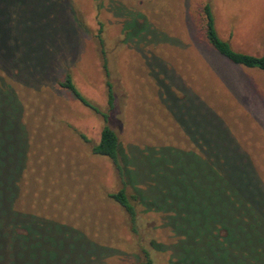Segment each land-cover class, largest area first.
<instances>
[{"label":"rangeland","instance_id":"obj_1","mask_svg":"<svg viewBox=\"0 0 264 264\" xmlns=\"http://www.w3.org/2000/svg\"><path fill=\"white\" fill-rule=\"evenodd\" d=\"M205 4L234 52L263 55L264 0H0V10L10 12L0 19L10 26L6 33L0 25V82L21 109L25 152L13 208L51 221L43 226L56 234L44 236L49 245L37 243L48 264H86L93 253L104 254L97 246L113 256L93 264H137L145 252L153 264H169L170 253L152 243L180 241L166 215L142 205L132 230L109 198L122 187L112 163L92 151L102 119L59 87L69 76L105 111L102 50L114 94L108 126L148 184L143 200L173 209L183 227L187 238L174 254L190 264H264V242L251 227L264 222V73L233 65L211 48ZM131 13L145 28L140 44L124 37ZM50 22L56 29L49 43L61 44L52 48L48 76L35 84L29 74L44 62L29 46ZM18 54L26 72L13 60ZM224 216L235 220L234 233L228 247L212 250L206 236ZM68 245L77 252L64 262L70 255L61 248Z\"/></svg>","mask_w":264,"mask_h":264},{"label":"trees","instance_id":"obj_2","mask_svg":"<svg viewBox=\"0 0 264 264\" xmlns=\"http://www.w3.org/2000/svg\"><path fill=\"white\" fill-rule=\"evenodd\" d=\"M1 9L3 10H0V19L4 17V15L10 19V12L7 13L5 11V7L1 6ZM202 13L205 20V38L207 43L217 54L228 60L233 65L240 66L245 69H255L264 73V51L263 55L260 57L234 52L227 42L219 38L214 27V18L211 7L208 4H205L202 9ZM53 16L55 15L53 14ZM126 18L125 27L123 28V33L125 34L124 37L126 38L125 40H135L138 44H140L141 41H146L145 36H141L142 32L144 33L145 31L142 24L137 22L132 13ZM49 21H46V23ZM51 22L49 23L48 28L40 30L37 38L31 39V45L29 46V48L33 50V55L44 62L39 73L29 74L27 72L32 76V81L35 84H41L42 80L48 76V69L50 68L48 62L52 59V56H50L52 54L51 52H53L52 48H54L55 51L59 48L57 47V43L61 44V39L54 45L55 47L53 46V43H49L51 34L56 29V25ZM0 25L6 33H9L8 28L10 26L8 22H3ZM35 27H37V25H35ZM63 29H65V27H63ZM33 32H36V35H38V31ZM65 32L64 37L66 36ZM44 34H47V36H44ZM40 36L43 37L42 42L40 40ZM99 40L100 45H103L102 39L99 38ZM44 42H46V45L41 50H37V47L40 45L43 46ZM18 57H20V54L16 56L13 55L14 62L18 68H21L24 72H26L27 70L24 65L19 66L20 63H18L19 65L17 64L16 60ZM7 60H9V58ZM7 60H5V62L10 64V60L8 62ZM102 69L106 78L105 86L107 108L105 111L86 99L75 87L69 76H67L63 82L59 83V87L68 91L76 101H78L83 107L98 115L104 123L99 141L93 147L92 151L95 155L105 157L110 160L121 182V189L116 193L110 194L109 198L116 202L125 211L134 232L137 226V205L144 206L145 211L159 215H166L163 219L165 224L170 228L173 235L178 238L177 241H179V239L180 241L178 244L175 242L171 246H165L157 243H152V246L156 250L170 253L169 264H190L188 259H183L178 254H174L175 246L179 245L182 240L187 238V235L182 231L183 227L175 221L177 218L176 215H174V210L162 206L157 201L151 202L149 198L148 202L143 200L141 193L149 189L147 187L148 184H145V181L139 179L140 177H138L136 171L138 170L137 167L135 165H131L129 157L123 153L120 148L117 134L108 126L109 113L114 107V94L112 85L109 81V72L103 50ZM20 117L21 109L16 102L14 95L9 87L0 82V264H48L47 262L50 258L48 253L46 251H40L37 247V243L49 245V241H47L44 236L48 235V233H52V235L56 234V229L51 228L52 231H50L43 226L46 222L48 223L51 221L31 215L28 217L13 208L14 201L19 190L18 182L23 171V161L25 155L23 150L24 141L21 136L23 127ZM133 180H136V185L133 184ZM128 188L132 191L129 192L127 190ZM217 220L215 228L206 236L207 241L205 239L206 246L208 248H212V250H214L216 246L225 248L228 247L227 244L230 243L229 241L231 240V234L233 232L232 224L235 222V220L232 218L230 219L228 216H224L221 220L217 218ZM174 221L175 225H173ZM239 221L241 223V225H239L240 227L244 228V225H247L245 218L241 217ZM260 224L261 225L259 226L258 222H255L251 224L252 226H250L254 231L252 233L258 235L257 240L260 243H263L264 222L263 224L260 222ZM172 226L173 229L171 228ZM74 232L77 237L80 236L81 238H85L81 233L76 231ZM194 239L196 242L199 241V238ZM96 248L101 249L104 254L101 256L93 253L92 258L88 257L86 259V264H93L98 259L104 260L105 258L113 256V254H110L106 248L99 246ZM61 249H63L66 254L70 255L69 257L64 258V262H66L71 255L77 252V247L75 245H68ZM137 264H153V261L149 257L148 253L145 252L144 260Z\"/></svg>","mask_w":264,"mask_h":264}]
</instances>
